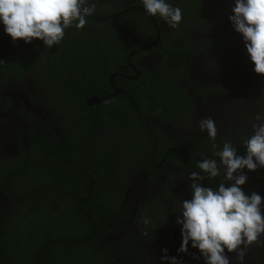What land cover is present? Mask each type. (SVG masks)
<instances>
[{"label":"flooded vegetation","instance_id":"af4514ba","mask_svg":"<svg viewBox=\"0 0 264 264\" xmlns=\"http://www.w3.org/2000/svg\"><path fill=\"white\" fill-rule=\"evenodd\" d=\"M175 2L182 8L184 17L176 29L169 28L159 17L145 15L139 0H95L96 6H104L108 12L88 17V30L97 39L93 48L107 43L112 90L104 91L101 96L90 95L82 101L93 109L99 104H111L114 111H125L130 120L122 123L128 131L123 134L120 145L131 148L134 142L140 153L131 159L137 161L130 162L123 186L122 200L128 210L123 230L119 232L122 236L117 239L119 243L112 241V245L106 246L111 249L108 253L111 264H158L162 247L169 249V255H176L180 237L171 213L172 201L176 195L187 198L184 179L188 171L194 170V160L211 156L210 142L196 126L198 119L210 116L216 121L217 143L223 139L235 142L251 131L254 114L264 112L261 93L264 84L246 85L231 78L232 73L244 71L234 65L248 60L240 36L227 20L230 0ZM67 32L64 40H68ZM111 36L115 39L110 40ZM17 46L22 47L18 51L21 55L28 56L39 48L47 49L38 41L27 45L17 41ZM63 53L59 52V56ZM39 57L43 62L40 70L49 69L51 66L46 60L51 55L42 51ZM77 71L70 67L63 75L57 74V79L53 78L55 85H50L52 80L46 74L32 76L27 72L26 77L2 75L0 78V264H12L6 253L10 247L6 240L14 219L18 218L15 210L21 207L22 201L38 212L43 204L47 210L59 207L58 198L62 195H57L56 186L62 182L61 174L57 175L58 182L54 185L38 184L32 178L31 166L25 171L18 168V161L31 150L36 151L39 134L49 143H65L64 126H71L68 115L79 103L72 90L73 81L79 79ZM144 72L153 77H174L189 100L188 107L174 116L143 115L127 88L140 81ZM52 107L56 111L54 117ZM108 112L103 110L102 115ZM52 127L54 133L49 131ZM108 130L109 124L95 127L80 146L83 154L92 153L101 140L110 142L112 134ZM72 156L73 151L62 158L59 170L78 175ZM247 176L245 191H257L264 196V169L247 172ZM19 180L22 186L18 185ZM165 215L168 219L162 224ZM145 216L156 225L155 230L142 224ZM144 230L148 236L142 235ZM184 261L200 264L187 255ZM35 264L44 262L38 259ZM245 264H264V247L250 248Z\"/></svg>","mask_w":264,"mask_h":264},{"label":"trees","instance_id":"16d2710c","mask_svg":"<svg viewBox=\"0 0 264 264\" xmlns=\"http://www.w3.org/2000/svg\"><path fill=\"white\" fill-rule=\"evenodd\" d=\"M104 12H108V9L96 6L94 13L100 15ZM67 36L70 42L66 39L61 41L60 46L48 50L39 48L28 56L21 55L18 51L22 47L18 49L17 42L13 44L0 29V60H3L0 78L2 75L26 77L27 72L32 76L46 74L52 80L50 85H55L53 78L57 79V74L63 75L70 67L78 69L76 78H79L72 83L79 103L68 115L71 126H64V133L68 135L71 132L72 136L62 134L65 143L55 145L42 134H32L37 139L36 151L31 150L18 161V168L22 167L25 171L31 166L32 178L38 184L54 185L61 174L62 182L56 187L57 195L61 193L62 196L58 198L59 207L55 210H47L43 204L38 212L28 208L23 201L21 207L15 210L18 218L14 219L15 224L10 228L9 239L6 240L10 246L6 253L12 264H35L38 259L43 260L44 264H111L108 260L111 249L106 246L112 245V241L119 243L117 239L122 236L119 232L123 230V221H126L128 205L122 200L123 186L130 162L135 164L137 161L131 159L140 154L134 142L131 148L120 145L123 134L128 131L122 123L130 118L125 111H114L111 104H99L93 109L82 101L90 95L101 96L104 91L112 90L109 85L112 70L107 43H100L94 49L97 39L88 30L87 24L81 30L70 29ZM114 39L115 36H111L110 40ZM42 51L51 55L46 60L51 67L45 68V71L40 70L43 66L39 57ZM59 52H67L68 55L63 53L59 56ZM234 66L244 69L231 74L235 81L246 85L264 84V76L254 74L248 61ZM127 91L137 100L143 115L164 113L174 116L189 103L174 77L169 76L153 77L144 72L141 80L132 84ZM261 93L264 97V88ZM103 110L109 112L102 115ZM51 114L56 116L55 107H52ZM107 124L108 133L112 134L111 141H99L92 153L84 155L80 146L93 134L95 127ZM49 131L54 133L53 127ZM72 151L78 175L59 170L62 158ZM17 183L23 185L22 180Z\"/></svg>","mask_w":264,"mask_h":264},{"label":"clouds","instance_id":"9594fccd","mask_svg":"<svg viewBox=\"0 0 264 264\" xmlns=\"http://www.w3.org/2000/svg\"><path fill=\"white\" fill-rule=\"evenodd\" d=\"M139 4L145 15L159 17L172 29L184 18L175 0H139ZM95 10V0H0V29L13 44L38 41L52 49L67 30L83 29ZM227 20L240 36L251 71L264 76V0H230ZM254 121L251 131L238 141L222 143H217L212 117L196 121L210 142L211 156L194 160V170L184 179L187 198L176 195L172 201L180 242L176 255L160 248L158 264H185V255L200 264H245L250 248L264 247V196L243 188L247 172L264 169V112L255 113ZM167 219L165 215L162 224ZM141 222L156 228L146 216Z\"/></svg>","mask_w":264,"mask_h":264}]
</instances>
